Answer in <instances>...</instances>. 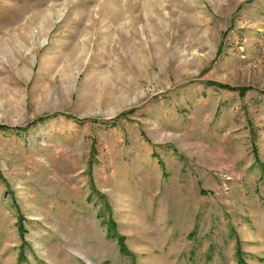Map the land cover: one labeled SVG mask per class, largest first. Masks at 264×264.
Instances as JSON below:
<instances>
[{"label": "rangeland", "instance_id": "374dc122", "mask_svg": "<svg viewBox=\"0 0 264 264\" xmlns=\"http://www.w3.org/2000/svg\"><path fill=\"white\" fill-rule=\"evenodd\" d=\"M0 264H264V0H0Z\"/></svg>", "mask_w": 264, "mask_h": 264}]
</instances>
